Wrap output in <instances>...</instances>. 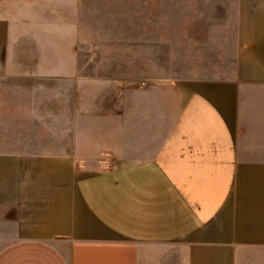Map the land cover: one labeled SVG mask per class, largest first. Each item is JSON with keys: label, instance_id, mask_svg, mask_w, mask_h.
Segmentation results:
<instances>
[{"label": "crops", "instance_id": "obj_1", "mask_svg": "<svg viewBox=\"0 0 264 264\" xmlns=\"http://www.w3.org/2000/svg\"><path fill=\"white\" fill-rule=\"evenodd\" d=\"M17 32L0 8V264H264V0H238L233 77L111 112H58Z\"/></svg>", "mask_w": 264, "mask_h": 264}, {"label": "rangeland", "instance_id": "obj_2", "mask_svg": "<svg viewBox=\"0 0 264 264\" xmlns=\"http://www.w3.org/2000/svg\"><path fill=\"white\" fill-rule=\"evenodd\" d=\"M237 4L0 0L17 26L18 41L33 49L31 60L39 64L40 76L55 79L58 112L68 109L72 96L77 113L81 103L91 111L111 112L120 96L128 107V94L173 80L233 77ZM82 92L87 98L76 101Z\"/></svg>", "mask_w": 264, "mask_h": 264}]
</instances>
